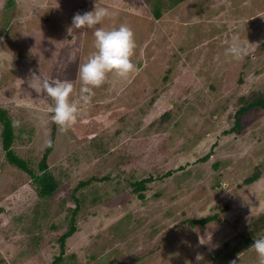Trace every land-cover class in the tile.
I'll return each mask as SVG.
<instances>
[{
    "label": "rangeland",
    "instance_id": "374dc122",
    "mask_svg": "<svg viewBox=\"0 0 264 264\" xmlns=\"http://www.w3.org/2000/svg\"><path fill=\"white\" fill-rule=\"evenodd\" d=\"M154 1L0 0V103L15 121L14 149L39 171L53 141L60 182L40 200L32 177L7 160L0 123V264L55 260L77 186L86 204L60 264H259L245 238L264 237L250 234L264 215V108L226 130L241 98L264 95V0H166L160 18ZM95 4L115 13L95 27L133 30L135 70L109 73L85 104L78 70L96 51L94 29L72 19ZM45 78L73 84L79 111L66 131L51 119L52 98L35 90ZM256 167L259 178L244 183ZM152 174L140 198L132 183ZM228 204L220 221L186 222Z\"/></svg>",
    "mask_w": 264,
    "mask_h": 264
},
{
    "label": "clouds",
    "instance_id": "9594fccd",
    "mask_svg": "<svg viewBox=\"0 0 264 264\" xmlns=\"http://www.w3.org/2000/svg\"><path fill=\"white\" fill-rule=\"evenodd\" d=\"M113 15L115 13L109 8L97 7L95 4L93 10L77 12L72 19V27L94 29L96 51L80 65L78 70L79 78L82 81L81 99L85 104L91 101L92 95H94L93 88L104 84L109 73L126 77L135 70L132 60L136 47L133 30L126 24L112 29L95 27L101 24L105 17ZM226 52L236 57L240 55V50L235 47L226 49ZM38 78L39 75L33 74L30 85L33 86V79ZM41 88L54 101L52 121L59 126L61 131H66L77 120L79 111L77 103L70 99L73 84L60 79L45 78L42 84L35 85L37 92ZM250 247L255 249L259 264H264V237L255 238ZM231 264H237V261L233 260Z\"/></svg>",
    "mask_w": 264,
    "mask_h": 264
},
{
    "label": "trees",
    "instance_id": "16d2710c",
    "mask_svg": "<svg viewBox=\"0 0 264 264\" xmlns=\"http://www.w3.org/2000/svg\"><path fill=\"white\" fill-rule=\"evenodd\" d=\"M150 1V0H148ZM161 1V2H160ZM166 0H155L154 4L155 9L153 10L155 17L160 18L162 15L161 11V3L165 2ZM186 0H171L170 5H178ZM71 37V35L69 36ZM254 98V99H252ZM241 101H243L246 105L241 106V108L235 113V126L231 128L230 130H226L227 133H230L235 130H240L242 127V121H241V116L246 113V111L256 108V107H263L264 108V95H256L255 97H245L241 98ZM0 123L2 126V131H1V138H2V143L4 150L6 151V156L7 160L14 166H17L18 168L23 169L25 172H27L31 177L33 183L36 185L37 193L39 197H41L40 200L43 198H48L49 201L51 198L56 195L55 193L57 192L60 182L57 179L54 171L51 169V166L49 164V155L53 150V141L50 142L45 151L44 154L39 162V171H37L30 163V160H26L23 157H21L19 154L14 149V143L17 138L16 134V129H15V121L12 115L10 114V111L3 107L0 103ZM55 132V131H54ZM211 153L206 154L204 157L200 158V160L206 161L210 158ZM172 170H168L165 174L170 175ZM260 173V168L256 167L254 172L249 175L247 178H245L244 183L250 184L254 182L256 179L259 178ZM155 177L153 174L142 178L140 180H136L135 182L132 183L134 186V191L138 193V196L140 198H144V191L147 189V183L152 182L155 180ZM97 179L95 176H93L92 180ZM91 180L88 181H82L79 184V187L85 186L89 184ZM219 185V184H218ZM78 186L72 195L73 200L75 201V205L73 207H70V214L67 215V217L70 219V226L67 231L63 232L60 234L58 238V242L60 243L61 246V252L60 254L55 258L53 262L50 264H60L63 260L64 253H65V246H66V241L68 237L73 235V233L77 230V216L80 210L83 208L84 204H86V198L85 195L82 194L81 196L75 194L78 191ZM98 196L96 195L95 197L92 198V201H96ZM39 203V201L37 202ZM50 203V202H49ZM230 204L226 206L223 209H219V212L212 213L210 215H207L206 217L203 218H196V219H189L186 220L187 224L191 223V225H195L196 227L199 226H207L210 223H213L215 221H220L222 220V214L224 211L229 208ZM219 206H215L217 208ZM49 209V208H48ZM185 224V223H183ZM40 226V224H38ZM54 228L57 226L53 225ZM254 228L250 231L251 235H254L257 231L264 229V215L262 217L260 216L254 223ZM42 236L38 239L41 240ZM247 244H252V239L250 237L245 238ZM242 245L238 244L236 246V251H240L242 249ZM216 253V252H215ZM219 254V253H217ZM98 254H92V257H95ZM214 255V254H213ZM220 255L216 256V259L219 258ZM97 258V256H96Z\"/></svg>",
    "mask_w": 264,
    "mask_h": 264
}]
</instances>
